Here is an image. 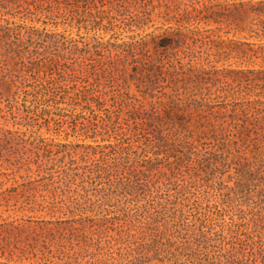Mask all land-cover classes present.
Listing matches in <instances>:
<instances>
[{
    "label": "rangeland",
    "instance_id": "obj_1",
    "mask_svg": "<svg viewBox=\"0 0 264 264\" xmlns=\"http://www.w3.org/2000/svg\"><path fill=\"white\" fill-rule=\"evenodd\" d=\"M258 1L162 0L148 31L179 34L183 64L251 94L211 102L259 100L251 107L261 108L254 94L264 90V36L250 10ZM241 3L246 10L232 22ZM202 5L219 11L220 22L178 21ZM65 69L28 71L25 88L11 87L0 70V264H264L263 148L220 149L187 137L177 119L161 124L163 139L154 125L146 135L133 119L134 86L123 101L105 80L103 105L89 104L80 98L97 82ZM62 75L76 80L66 94L50 83Z\"/></svg>",
    "mask_w": 264,
    "mask_h": 264
},
{
    "label": "trees",
    "instance_id": "obj_2",
    "mask_svg": "<svg viewBox=\"0 0 264 264\" xmlns=\"http://www.w3.org/2000/svg\"><path fill=\"white\" fill-rule=\"evenodd\" d=\"M161 1L1 0V19L6 21L5 24L0 23L2 76L11 87L25 88L28 71L35 74L47 66L63 74L67 68L80 73L85 82L89 78L97 82L100 89L95 90L89 98L80 99L98 105H103L108 94L103 81H110L120 87L118 91L122 98L129 95L134 86L139 96H130L134 98L133 113H138L133 119L136 125L143 126L146 135H153L148 128L154 125V128H159L160 139H163L161 124L166 120L177 119V130L186 131L187 137L198 135L197 141L205 138L215 140L217 143L213 146L220 149L232 144L264 149V104L261 108L251 107L260 105L261 101L255 103L246 100L242 103H246V106L240 107L236 102L227 100L222 103L210 101L213 97L228 98L236 93L241 94L247 86L238 82V89L234 90L228 79L205 77L206 73L201 67L197 68L191 62L188 66L182 63L177 49L179 34L148 31L153 26L154 17H160L156 10L161 6ZM241 5L231 12L232 22L236 21L232 15L246 10L244 3ZM202 6V9H194V16L191 11L184 10L178 21L207 25L220 22L219 11ZM250 10L256 16L251 25L260 29L264 36V0H259L258 5H253ZM8 16L18 17L20 23ZM28 19L41 22L44 27L39 29L25 24ZM47 25H51L52 30H48ZM60 26L63 29L58 31ZM73 29H76L77 37L73 36ZM108 34L109 38L105 39ZM130 68L133 72H129ZM21 72H25V75H21ZM260 72L264 73V70ZM74 77L68 80L64 75L61 79L52 77L50 83L55 85L54 91L66 94L71 83L76 84ZM261 80V88H264V76ZM241 95L242 98L251 97L249 92ZM254 95L256 98H264V90ZM234 128L237 129L236 133L232 131ZM169 141L150 142L159 147ZM22 185L26 190L25 185ZM16 190L15 187L13 192ZM1 255L5 260L14 259L12 254L2 252Z\"/></svg>",
    "mask_w": 264,
    "mask_h": 264
}]
</instances>
